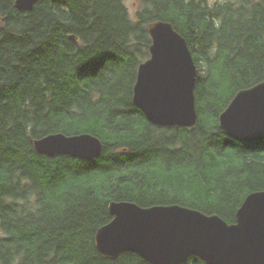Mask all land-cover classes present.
Masks as SVG:
<instances>
[{"label": "trees", "instance_id": "trees-1", "mask_svg": "<svg viewBox=\"0 0 264 264\" xmlns=\"http://www.w3.org/2000/svg\"><path fill=\"white\" fill-rule=\"evenodd\" d=\"M0 0V264H151L97 249L108 204L178 203L228 222L264 190V140L230 137L218 117L264 80V0ZM173 23L197 65L193 127L150 122L133 102L151 21ZM91 133L92 160L39 153L34 139ZM182 264H208L197 256Z\"/></svg>", "mask_w": 264, "mask_h": 264}, {"label": "water", "instance_id": "water-1", "mask_svg": "<svg viewBox=\"0 0 264 264\" xmlns=\"http://www.w3.org/2000/svg\"><path fill=\"white\" fill-rule=\"evenodd\" d=\"M37 2L15 0L14 6L29 11ZM148 30L150 56L139 64L133 102L152 123L193 127L198 68L187 40L170 21H151ZM218 122L238 141L264 140V80L239 89ZM33 142L41 154L83 160L99 157L104 148L91 133H52ZM108 209L112 219L97 229L95 244L109 259L130 251L151 264H182L192 256L208 264H264V190L250 192L231 223L178 203L113 200Z\"/></svg>", "mask_w": 264, "mask_h": 264}, {"label": "rangeland", "instance_id": "rangeland-1", "mask_svg": "<svg viewBox=\"0 0 264 264\" xmlns=\"http://www.w3.org/2000/svg\"><path fill=\"white\" fill-rule=\"evenodd\" d=\"M128 7H129V10L132 14H134L135 10L137 9V2L136 0H127L126 1Z\"/></svg>", "mask_w": 264, "mask_h": 264}, {"label": "bare ground", "instance_id": "bare-ground-1", "mask_svg": "<svg viewBox=\"0 0 264 264\" xmlns=\"http://www.w3.org/2000/svg\"><path fill=\"white\" fill-rule=\"evenodd\" d=\"M149 27V26H148ZM151 122V121H150ZM155 124V123H154ZM57 133H60V132H57ZM50 134H52V133H50ZM41 138V137H40ZM38 139V138H37ZM35 140V139H34ZM33 144H34V142H33ZM35 147V146H34ZM116 201H121V200H116Z\"/></svg>", "mask_w": 264, "mask_h": 264}]
</instances>
